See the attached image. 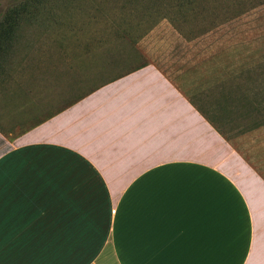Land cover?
Returning <instances> with one entry per match:
<instances>
[{
  "label": "crops",
  "instance_id": "0c3cea01",
  "mask_svg": "<svg viewBox=\"0 0 264 264\" xmlns=\"http://www.w3.org/2000/svg\"><path fill=\"white\" fill-rule=\"evenodd\" d=\"M0 264H264V124L229 139L148 63L0 126Z\"/></svg>",
  "mask_w": 264,
  "mask_h": 264
},
{
  "label": "rangeland",
  "instance_id": "374dc122",
  "mask_svg": "<svg viewBox=\"0 0 264 264\" xmlns=\"http://www.w3.org/2000/svg\"><path fill=\"white\" fill-rule=\"evenodd\" d=\"M240 1L245 11L200 33L208 18L169 17L177 0H0V21L16 24L0 48V126L21 130L152 63L235 141L264 124V0ZM111 38H135L139 61L102 65L127 50L97 46Z\"/></svg>",
  "mask_w": 264,
  "mask_h": 264
},
{
  "label": "trees",
  "instance_id": "16d2710c",
  "mask_svg": "<svg viewBox=\"0 0 264 264\" xmlns=\"http://www.w3.org/2000/svg\"><path fill=\"white\" fill-rule=\"evenodd\" d=\"M177 1H178L177 4L173 6V9L177 8V10H173L172 15L169 17L173 19V21L177 15H179V17L184 19V21H186L188 18H193L194 15L195 17H197L198 14L201 15L203 19L208 18L207 20L208 26L206 28L203 27L200 30L201 31L200 33L208 32L212 28L223 23L224 21L233 20L246 9L245 7L241 6L246 2H241L240 0H216L214 5L211 4L209 5V0H177ZM252 3L254 4H250L249 7H251V5H255L254 1H252ZM15 29H16V24L9 21V18L6 17L2 21H0V48L2 47V44L4 43L6 37L11 35V33H13ZM97 43H98L97 44L98 47L107 48L110 46H118L120 48L127 49L123 55H120L118 57H113L114 59L110 58L109 60L105 61L107 63L102 64V65H106L107 67H121L125 65H133L132 63H137L142 56L141 53L135 47V43H136L135 38H118V39L111 38L106 40H97ZM145 64L147 63L136 64L134 68L127 70L126 72L117 73L113 77L104 81L103 83L113 80ZM94 88L88 90L87 92L76 98L75 100L84 96L86 93L90 92ZM75 100H73L69 104L59 108L55 112L50 113L41 119H36V121H34L32 124L27 125L22 129L33 127L41 123L45 119L51 117L55 113L61 111L62 109L73 103Z\"/></svg>",
  "mask_w": 264,
  "mask_h": 264
}]
</instances>
